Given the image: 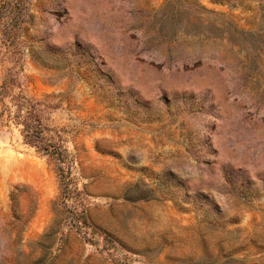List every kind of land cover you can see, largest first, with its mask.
I'll use <instances>...</instances> for the list:
<instances>
[{
	"label": "rangeland",
	"instance_id": "1",
	"mask_svg": "<svg viewBox=\"0 0 264 264\" xmlns=\"http://www.w3.org/2000/svg\"><path fill=\"white\" fill-rule=\"evenodd\" d=\"M23 7L0 113L50 96L79 193L0 118V264H264V0Z\"/></svg>",
	"mask_w": 264,
	"mask_h": 264
},
{
	"label": "trees",
	"instance_id": "2",
	"mask_svg": "<svg viewBox=\"0 0 264 264\" xmlns=\"http://www.w3.org/2000/svg\"><path fill=\"white\" fill-rule=\"evenodd\" d=\"M3 2L2 8H0V29L10 32L17 28V20L19 15L22 14L24 0H1ZM19 21V20H18ZM3 26V27H2ZM9 84L6 82L2 86L3 89H8ZM47 96L45 98H31L20 92L12 96V100L9 104L1 100L3 103V109L0 113V118L6 120L9 123H14L22 127V134L24 141L35 147L39 152H42L51 159L54 164L55 171L57 173L60 189L62 205L67 204V200L72 198L74 194L79 193L72 187V169L74 165V158L71 152L63 143L57 141H51L47 138L46 133L54 132L57 129L50 127L45 122V112L47 109L55 108V104L48 101ZM56 136L63 140L60 133H56ZM68 215V214H67ZM78 229H81L84 224V216L78 213H71L69 215Z\"/></svg>",
	"mask_w": 264,
	"mask_h": 264
}]
</instances>
